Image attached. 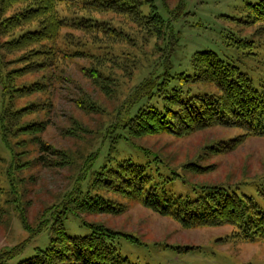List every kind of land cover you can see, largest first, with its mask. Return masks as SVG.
Listing matches in <instances>:
<instances>
[{"label":"rangeland","instance_id":"374dc122","mask_svg":"<svg viewBox=\"0 0 264 264\" xmlns=\"http://www.w3.org/2000/svg\"><path fill=\"white\" fill-rule=\"evenodd\" d=\"M258 1L183 0V12L172 23L173 29L170 25L165 29L162 26L180 0H139L142 4L139 19L111 12L90 13L89 17L93 22L97 21L95 26L99 28L93 26L84 32L62 29L61 35L68 34V37L59 41L64 53L57 58L55 69L30 73L18 81L26 85L40 84L32 94L16 99V108L28 106L29 113L23 121L44 124V129L37 134L10 137L13 145L24 140L17 146V156L12 159L5 149H0V257L6 258L16 247L14 253H18L0 264H17L47 246L48 228L31 233L40 221L45 222L49 213L44 215V212L51 208L55 211L80 186L82 193L89 191L110 200L114 208L121 206L123 211L118 214L76 212L87 224L118 232L120 238L115 239L114 246L130 262L264 264V242L226 243L220 239L229 233L227 226L183 229L177 222L152 213L130 198L93 188L97 178L95 173L102 164L106 163V168L120 164L130 160L128 154L140 158L141 152L135 154V148L125 141L111 144L108 138L114 132L111 130L105 137V130L133 104L136 87L151 76L166 56L170 55L171 74L181 73V82L186 77L188 82L182 83L181 88L189 87L193 95L203 97L214 92L210 85L193 83L186 75L192 74L191 56L202 51L214 52L252 79L254 86L264 89V21L254 22L248 8ZM151 4L162 13V26L151 20ZM65 9L68 10L64 6L59 8L62 14H67ZM73 14L82 15L78 11ZM74 51L81 55L72 56ZM11 60L16 57L5 56L0 60V79L17 68L9 63ZM93 72L109 78L110 84L99 86L97 78L89 77ZM1 100L0 94V110ZM156 101L154 97L151 104ZM115 107L121 108L118 113H113ZM119 119L124 120L119 121L120 124H125L127 115L122 113ZM31 138H38L55 150V155L46 157L51 162L50 167L36 164L39 152ZM134 140L135 146L144 147L152 157L155 155L159 159L160 172L166 165L170 168L166 174L171 170L181 175L182 171L177 169L181 163L202 154L204 148L215 147L210 153H203L202 161H199L202 167L209 168L198 175L183 173L185 179L191 184H233L230 186L236 185L235 181L246 180L238 187L251 192V198L264 211V193L261 192L264 186V136H245L238 128L214 126L183 137L162 134ZM107 146L111 147L108 155ZM173 186L178 192L187 190V185L181 181ZM21 218L33 230L30 234L23 229ZM64 226L70 236L81 237L89 233V229L72 214L66 217ZM125 234L137 238L138 243L121 238Z\"/></svg>","mask_w":264,"mask_h":264},{"label":"trees","instance_id":"16d2710c","mask_svg":"<svg viewBox=\"0 0 264 264\" xmlns=\"http://www.w3.org/2000/svg\"><path fill=\"white\" fill-rule=\"evenodd\" d=\"M62 6L68 9H65L67 14L60 12L59 8ZM141 6L139 0H0V60L5 56H14L16 60L9 63L17 65V68L10 70L0 79L2 96L0 149L1 147L5 149L12 159L17 156L16 148L21 146L24 140L13 145V139L10 137L37 134V131L44 129V124L23 121L25 115L29 113L28 106L16 108V99L32 94L39 89L37 87L40 84L37 82L26 85L18 81L30 73L55 69L57 58L64 53L59 41L68 37V34L61 35L62 29L84 32L88 28H93L97 21L93 22L89 17L90 13L111 12L139 19ZM150 7L151 20L162 26V13L155 4H151ZM248 8L254 22L264 21V0H259ZM163 9L165 11V4ZM183 9V0H180L162 27L167 29L170 25V29L171 27L173 29L172 23ZM70 11H78L82 15H74ZM75 55L81 53L74 51L72 56ZM169 56L160 60L151 76L136 87L133 104L123 110L114 123L111 122L107 126V131L105 130V137L111 130L114 132V135L108 138L111 144L125 141L135 148V154L137 151L141 152L140 158L136 156L135 159L128 154L130 160L126 159L120 164L115 163L114 166L110 165L107 168L106 163L102 164L95 173L97 178L94 184L92 183L94 190L114 192L130 198L152 213L177 222L183 229L227 226L230 228L229 233L220 239L226 243L244 245L257 241L264 242V211L251 198V192L238 187L246 180L235 181L234 186H230L233 185L230 183L201 182L193 185L183 176L188 172H190L188 175L192 176L207 170L209 166L202 167L199 161H202L203 153H210L215 147L204 148L201 150L202 154H196L184 164L177 165V169L184 173L180 175L171 170L166 174L170 169L166 168L167 165L160 172L157 166L161 163L159 159L155 155L152 157L153 155L144 147L135 146L134 138L162 134L183 137L214 126L238 128L243 130L245 136H264V89L254 86L252 79L237 67L220 59L214 52L202 51L191 56L192 74L186 75L191 77L193 83L210 85L214 92L213 95L208 93L211 95L203 97L193 95L189 87L185 90L181 88L188 82L186 77L184 82H181L179 77L181 73L171 74ZM91 75L89 77L94 80L98 79L99 86L104 87L111 82L109 78L97 73L93 72ZM154 97L157 101L151 104ZM119 109L121 108L115 107L113 113H118ZM122 113L127 115L125 124L119 123L124 122L123 119H119ZM31 141L36 143L39 152L35 158L36 164L50 167L51 162L46 157L55 155V150L38 141V138H31ZM111 147H106L107 155ZM178 181L187 185L186 191L178 192L174 189L173 184ZM261 192L264 193V186ZM81 193V186L77 187L55 211L53 210L55 208H51L49 212H44V215L49 213L45 222L40 221L34 231L21 218L23 229L29 234L33 231L31 235L48 228L49 239L47 246L17 264H137L130 262L114 246L115 239L120 238L118 232L106 230L97 224H87L76 212L118 214L123 211L121 206L114 208L110 200L99 198L100 196L89 191ZM1 194L0 189V196ZM69 214L77 217L81 225L89 229V233L81 237L70 236L64 226ZM121 238L138 243V239L130 234H125ZM16 249L17 247L10 251L6 258L0 257V262L17 256L18 253H14Z\"/></svg>","mask_w":264,"mask_h":264}]
</instances>
